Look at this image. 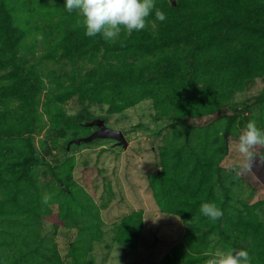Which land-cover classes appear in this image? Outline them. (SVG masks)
Listing matches in <instances>:
<instances>
[{"label": "rangeland", "instance_id": "rangeland-1", "mask_svg": "<svg viewBox=\"0 0 264 264\" xmlns=\"http://www.w3.org/2000/svg\"><path fill=\"white\" fill-rule=\"evenodd\" d=\"M178 3L194 5L193 0H155L163 12ZM259 5L228 12L220 42L209 47L180 43L165 49L160 62L140 57L139 49L126 44L129 34L124 30L115 41L104 40L97 53L73 45L68 36L74 25L68 23L78 18L67 22L61 35L43 32L32 48L19 47L0 58V97L19 85L30 87L0 99V171L6 181L0 194L13 192L32 166L39 184L58 177L63 181L50 183L51 189L58 184L62 189L75 186L86 204H71L68 213L53 198L45 214V204L40 205L37 233L49 247L40 248L37 242L41 254L36 264H161L168 254L172 264H203L209 258L206 252L233 249L218 233L207 230L204 224L214 221L197 204L186 205L205 187L170 180L161 195L159 179L167 155L180 148L184 156H192L202 147L204 132H186L183 121L205 126L217 137L230 120L235 121L221 165L232 174L234 200L246 204L259 220L264 218V163L257 156L252 173L237 175L232 169L239 159L234 145L246 123L253 120L264 130V2ZM153 17L155 10L145 27L152 33ZM51 37L59 45L58 65L47 59ZM66 46L69 53L63 52ZM91 81L105 86L112 100L81 101V85L91 86ZM83 114L85 120L80 121ZM95 118L121 130L127 146L110 138L69 143L95 130L86 124ZM169 119L176 126L157 131ZM17 129L25 133L11 131ZM255 151L264 155V147ZM231 220L226 223L236 230V216ZM248 235L246 241L238 238L246 245L250 264H264V234L260 241ZM24 238L33 243L37 239L34 233ZM19 253L17 246L2 252L1 264H19Z\"/></svg>", "mask_w": 264, "mask_h": 264}, {"label": "trees", "instance_id": "trees-1", "mask_svg": "<svg viewBox=\"0 0 264 264\" xmlns=\"http://www.w3.org/2000/svg\"><path fill=\"white\" fill-rule=\"evenodd\" d=\"M193 2V7L189 4L183 6L182 3L168 6L164 11L166 15L164 21L161 22L153 17L155 21L153 33L146 28L138 32L133 31L126 38V44L130 48L139 49L142 52L140 57L146 55L155 62L161 61L159 55L165 49L175 47L180 43L192 41L209 47L215 42H220V33L228 12L251 10V7L258 8L264 0H193ZM64 3L65 0H0V58L7 54L13 55L19 47L32 48L43 32L49 36L61 35L63 26L73 18H78V20L75 24L68 23V25H74L68 40L73 45L93 48V51L97 53L104 39L100 35L87 37L82 23L83 17L77 11L69 13ZM17 8L21 10L17 11ZM26 38L29 39L28 42H25ZM55 43V39L51 37L46 48L48 57L46 58L58 65L59 60L55 55L59 45ZM63 52L69 53L70 50L66 46L63 47ZM105 72L110 73L108 69ZM87 81L90 80L85 79L83 82ZM16 83L20 84V82ZM29 89L30 87L19 85L13 90H7L9 93H5L0 99L18 95ZM79 99L97 104L111 101L112 95L105 86L91 81V86L82 83ZM79 120L84 121L85 114ZM172 122L173 119H169L161 124L157 131L165 127L172 130L176 126ZM181 125H184L185 131L188 133H194L196 129L204 132L201 140L202 147L197 154L192 156H184L180 148L177 152L167 155L159 179L161 195L164 196L166 193L170 180H173L176 185L190 186L189 183L192 181L198 188L205 187L202 195L197 196L194 201L186 205L193 208V205L197 204L200 207L204 202L211 203L213 199L217 200L216 205L222 210L223 215L213 223L204 224L207 230L218 233L220 239L235 250L246 247L240 243L238 236L246 241L250 236L248 234L251 233L255 237H252L253 240L260 241L259 236L264 234V218L259 220L258 215L252 209H248L246 204L234 200L232 174L221 165V161L227 153V140L235 129L233 128L236 125L235 121L230 120L218 137L216 133L211 132L205 126L196 128L197 126L193 122L183 121ZM11 131L17 134L25 133L21 129H17V132L16 130ZM3 177L4 175L0 171V185L6 183ZM61 180L55 177L52 182L44 181L39 184L32 171V166H30L27 177L23 181L21 179L17 181L13 192L0 194V197H3L0 198V264L2 252H10L16 246L20 251L16 257L17 263L36 264L35 261L41 254L40 250L36 248L37 242H39L40 248L47 249L49 247L48 242L44 241L43 237H39L37 233L42 213L40 205L44 204L42 200L46 195L51 197L49 201L53 198L59 200L62 208L68 213L71 212V204L85 208L86 204L75 191V186L68 184L67 189H62L58 184L57 189L55 187L51 189L50 183L56 182L57 184ZM51 190L53 191L47 194ZM216 190L220 192L218 197ZM164 201L161 199V202ZM47 204L43 207L44 214L48 211ZM233 216L237 218V222L234 223L238 225L236 230L231 229L226 223L233 222L231 220ZM20 233L27 238H30V235L34 233L37 239L34 243L24 240L25 238ZM192 243H190L191 247H193ZM171 255L168 254L162 263L172 264L174 261L171 260Z\"/></svg>", "mask_w": 264, "mask_h": 264}, {"label": "clouds", "instance_id": "clouds-1", "mask_svg": "<svg viewBox=\"0 0 264 264\" xmlns=\"http://www.w3.org/2000/svg\"><path fill=\"white\" fill-rule=\"evenodd\" d=\"M64 6L69 13L77 11L83 17L87 37L100 35L105 41H115L122 30L129 35L133 31L143 30L147 26V17L153 10L157 20L162 22L166 19L165 13L156 8L155 0H65ZM257 147H264V130L258 128L255 121L249 120L239 132L234 145L239 159L232 169L237 170V175L242 172L252 173L253 161L257 156L264 163V155H258L255 151ZM50 199L46 195L42 203L47 204ZM199 211L211 221H216L223 215L222 210L210 202L202 203ZM205 255L209 258L203 264H250L249 252L245 249H216Z\"/></svg>", "mask_w": 264, "mask_h": 264}, {"label": "water", "instance_id": "water-1", "mask_svg": "<svg viewBox=\"0 0 264 264\" xmlns=\"http://www.w3.org/2000/svg\"><path fill=\"white\" fill-rule=\"evenodd\" d=\"M174 5V2H172ZM88 126H95L96 129L90 132L86 136L76 137L69 141V143H80L92 141L96 138H110L117 141L118 144L122 146H127V139L125 138L121 130H115L107 127L104 123V120L101 118H95L86 123Z\"/></svg>", "mask_w": 264, "mask_h": 264}]
</instances>
